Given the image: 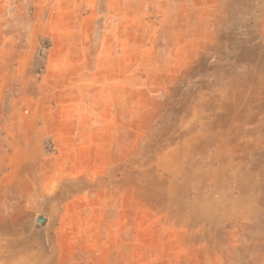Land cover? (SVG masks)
Wrapping results in <instances>:
<instances>
[{"label": "rangeland", "instance_id": "1", "mask_svg": "<svg viewBox=\"0 0 264 264\" xmlns=\"http://www.w3.org/2000/svg\"><path fill=\"white\" fill-rule=\"evenodd\" d=\"M263 87L264 0H0V264H264L200 150Z\"/></svg>", "mask_w": 264, "mask_h": 264}, {"label": "crops", "instance_id": "2", "mask_svg": "<svg viewBox=\"0 0 264 264\" xmlns=\"http://www.w3.org/2000/svg\"><path fill=\"white\" fill-rule=\"evenodd\" d=\"M260 91L264 96V87ZM217 106L216 119L205 130L210 137L200 140V150L213 148L214 154L211 168L203 174V179L207 177L222 183L225 176L234 174V189L238 195L230 197L228 202H236L237 213L256 220L259 227L263 224L258 238L263 240L264 250V135L259 136L255 131L241 134L235 127L244 121L249 124L259 121L256 112H264V100L258 104L240 101ZM262 115L264 117V113ZM230 206L233 209V204Z\"/></svg>", "mask_w": 264, "mask_h": 264}, {"label": "water", "instance_id": "3", "mask_svg": "<svg viewBox=\"0 0 264 264\" xmlns=\"http://www.w3.org/2000/svg\"><path fill=\"white\" fill-rule=\"evenodd\" d=\"M39 223L44 224V223H45V220L42 219V218H40V219H39Z\"/></svg>", "mask_w": 264, "mask_h": 264}]
</instances>
